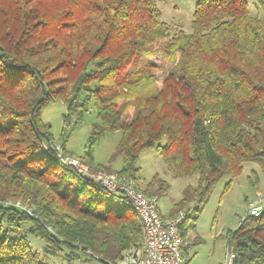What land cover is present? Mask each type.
<instances>
[{
	"label": "trees",
	"instance_id": "obj_1",
	"mask_svg": "<svg viewBox=\"0 0 264 264\" xmlns=\"http://www.w3.org/2000/svg\"><path fill=\"white\" fill-rule=\"evenodd\" d=\"M257 1L254 15L248 0H198L188 32L162 18L158 0H0V199L33 208L0 207V264H48L25 235L14 236L21 230L43 240L47 253L68 248L73 257L79 249L101 264H116L143 235L127 196L114 206L101 192H116L59 157L42 118L53 102L66 105L63 150L69 126L95 109L86 163L137 180L138 158L154 148L176 177L199 175L171 213L194 202L184 235L222 178L248 162L264 170V0ZM158 54L161 63L145 61ZM115 131L112 160L120 157L121 169L94 165V146ZM169 188L156 174L143 191L159 199ZM229 249L234 264H264V209L247 212Z\"/></svg>",
	"mask_w": 264,
	"mask_h": 264
},
{
	"label": "rangeland",
	"instance_id": "obj_2",
	"mask_svg": "<svg viewBox=\"0 0 264 264\" xmlns=\"http://www.w3.org/2000/svg\"><path fill=\"white\" fill-rule=\"evenodd\" d=\"M198 0H158V6L162 11V18L173 24L181 25L186 31L192 30V21L196 4ZM251 12L256 15L259 10L257 0H248ZM258 6V8H257ZM163 56H149L145 61H154L161 63ZM136 68V66H134ZM170 68L171 64L167 63ZM134 68V69H135ZM66 105L62 100L53 102L44 108L42 118L51 125V130L55 138V147L60 148V153L71 158L79 159L85 163L89 170L103 171L93 165L83 161L80 157L85 155L87 140L95 122L98 121L95 109L86 113L84 122L71 130V125L66 134V145L63 150L60 140L64 134L66 123L64 114ZM121 137V131L107 133L103 139L93 148L94 165H110L114 170H120L122 160L120 157L112 160L116 152L117 144ZM137 166L141 168L140 179L137 184L143 190L145 185L156 174L170 183L169 191L159 197L160 212L164 216H176L184 213L186 209H192L194 202L186 208L171 215L174 205L179 202L183 196L184 188L198 183V174H193L186 178H178L174 175L172 169L160 157L156 149L145 150L137 161ZM108 174H117L115 172H106ZM119 175V174H118ZM230 182V185L227 184ZM102 196H109L114 200V206H120L127 203L121 199L120 193L101 192ZM258 198H264V170L259 164L248 162L245 164L240 174L235 177L225 176L215 186L209 200L205 204L195 227H192V221L189 229V264H220L226 257L229 249V240L233 231L237 229L240 221L248 212L249 204L257 201ZM11 201H20L32 207L28 202L21 199H9ZM33 211V208H32ZM32 213V212H31ZM26 236L30 247L38 252L42 260L48 264H101L94 258L83 253L79 249H74L73 257L69 256L70 249L64 248L57 253L45 252V242L34 234L21 230L14 232V236ZM200 242H197L199 241Z\"/></svg>",
	"mask_w": 264,
	"mask_h": 264
},
{
	"label": "built area",
	"instance_id": "obj_3",
	"mask_svg": "<svg viewBox=\"0 0 264 264\" xmlns=\"http://www.w3.org/2000/svg\"><path fill=\"white\" fill-rule=\"evenodd\" d=\"M58 155L69 166L75 168L95 181L101 183L109 191L121 193L127 196L139 214L143 226V235L137 245L126 250L116 264H185V254L189 239L182 233L186 211L176 216H164L160 212L157 196H148L137 184V180L131 176L108 174L103 171H92L79 159L71 158L60 153ZM14 205L29 213L32 207H28L20 201L0 199V207ZM190 209V208H189ZM264 209V198L249 204L248 212L259 216ZM235 253L228 249L226 257L220 264H234Z\"/></svg>",
	"mask_w": 264,
	"mask_h": 264
},
{
	"label": "crops",
	"instance_id": "obj_4",
	"mask_svg": "<svg viewBox=\"0 0 264 264\" xmlns=\"http://www.w3.org/2000/svg\"><path fill=\"white\" fill-rule=\"evenodd\" d=\"M185 254H186L187 257H189V252H188V251H186ZM220 263H221V262H220Z\"/></svg>",
	"mask_w": 264,
	"mask_h": 264
}]
</instances>
